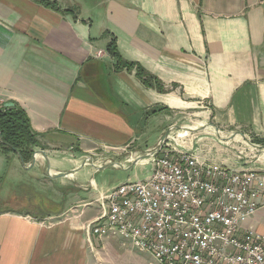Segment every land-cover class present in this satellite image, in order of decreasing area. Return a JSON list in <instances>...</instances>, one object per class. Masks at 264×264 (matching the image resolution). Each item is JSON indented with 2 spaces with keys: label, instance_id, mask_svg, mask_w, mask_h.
Here are the masks:
<instances>
[{
  "label": "crops",
  "instance_id": "0c3cea01",
  "mask_svg": "<svg viewBox=\"0 0 264 264\" xmlns=\"http://www.w3.org/2000/svg\"><path fill=\"white\" fill-rule=\"evenodd\" d=\"M55 1L62 10L0 0V103L22 106L40 142L28 162L16 153L13 173L39 191L49 176L60 194L0 208V264H156L122 237L89 242L114 187L94 175L148 163L162 144L264 170V0ZM113 40L166 91L117 70ZM245 225L264 236V208Z\"/></svg>",
  "mask_w": 264,
  "mask_h": 264
},
{
  "label": "built area",
  "instance_id": "2783aa9c",
  "mask_svg": "<svg viewBox=\"0 0 264 264\" xmlns=\"http://www.w3.org/2000/svg\"><path fill=\"white\" fill-rule=\"evenodd\" d=\"M148 163V177L100 198V215L85 226L89 242L122 237L160 264H264V236L245 225L264 208V170L232 169L164 144Z\"/></svg>",
  "mask_w": 264,
  "mask_h": 264
},
{
  "label": "trees",
  "instance_id": "16d2710c",
  "mask_svg": "<svg viewBox=\"0 0 264 264\" xmlns=\"http://www.w3.org/2000/svg\"><path fill=\"white\" fill-rule=\"evenodd\" d=\"M47 7L62 10L55 0H37ZM71 10H63L69 12ZM108 52L116 60L117 70H136V75L144 84L159 91H166L163 82L147 71L142 65L125 60L120 54L116 42L113 40L108 46ZM15 103V102H14ZM39 133L34 130L31 119L25 109L18 103L12 107H5L0 103V151L6 154H20L23 160L30 161L34 150L39 146ZM254 141V140H253ZM256 143H263L264 139H255Z\"/></svg>",
  "mask_w": 264,
  "mask_h": 264
},
{
  "label": "rangeland",
  "instance_id": "374dc122",
  "mask_svg": "<svg viewBox=\"0 0 264 264\" xmlns=\"http://www.w3.org/2000/svg\"><path fill=\"white\" fill-rule=\"evenodd\" d=\"M240 140L243 141L240 143V145H246L244 142L247 139H240ZM248 146L253 147L250 145ZM19 160L21 159L18 157L16 153H9L8 158L0 159V200L5 201V202H0V208H3L2 206L5 207L10 206V208H13V203H14V205L16 206L15 208L19 211H32L33 209H30L28 206L30 202L29 198L33 200H37L38 204H43V205H44V201H48L46 200V198L49 199V201L51 199H54L53 197L59 198L60 195L59 193L53 195L51 192V190L55 186H53L54 182L50 180L49 176H47V180H46L48 188L46 190H43L42 188L41 191H39L36 188L39 184L35 180H32L29 174L28 175L26 174L27 172L25 173L26 174L25 179L22 177L23 179L19 181L18 180L19 177L15 176L13 173V167H14L13 162L20 163ZM87 162L92 163L91 160H87ZM152 169L153 167L151 163H138L132 165L129 169H123L120 167L119 168L108 167L105 168L104 170H100V172L96 173V175L94 176L95 178L101 181H105V183L108 186H116L128 179L130 180L145 179L151 174ZM85 193L86 192H83L84 196L86 197L87 195ZM97 205H98L97 203L91 204L90 209L97 207ZM116 236H120V235H116Z\"/></svg>",
  "mask_w": 264,
  "mask_h": 264
},
{
  "label": "water",
  "instance_id": "95a60500",
  "mask_svg": "<svg viewBox=\"0 0 264 264\" xmlns=\"http://www.w3.org/2000/svg\"><path fill=\"white\" fill-rule=\"evenodd\" d=\"M15 105V103L14 102H12V101H9V102H6L5 103V107H12V106H14ZM255 146H257V145H255ZM36 152H38V151H36ZM145 158V157H144ZM66 174L64 173V174H58V175H56V177H59V176H65Z\"/></svg>",
  "mask_w": 264,
  "mask_h": 264
},
{
  "label": "bare ground",
  "instance_id": "6f19581e",
  "mask_svg": "<svg viewBox=\"0 0 264 264\" xmlns=\"http://www.w3.org/2000/svg\"><path fill=\"white\" fill-rule=\"evenodd\" d=\"M116 235L124 236V229H116ZM157 264H160V260H156Z\"/></svg>",
  "mask_w": 264,
  "mask_h": 264
}]
</instances>
